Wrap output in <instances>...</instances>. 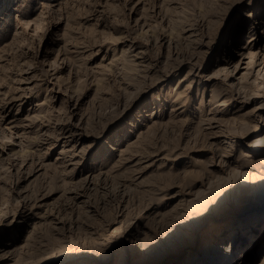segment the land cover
Here are the masks:
<instances>
[{
	"label": "rangeland",
	"instance_id": "obj_1",
	"mask_svg": "<svg viewBox=\"0 0 264 264\" xmlns=\"http://www.w3.org/2000/svg\"><path fill=\"white\" fill-rule=\"evenodd\" d=\"M263 145L264 0H0V264H218L180 226L222 258Z\"/></svg>",
	"mask_w": 264,
	"mask_h": 264
},
{
	"label": "bare ground",
	"instance_id": "obj_2",
	"mask_svg": "<svg viewBox=\"0 0 264 264\" xmlns=\"http://www.w3.org/2000/svg\"><path fill=\"white\" fill-rule=\"evenodd\" d=\"M253 39H254V37L251 40H253ZM218 106H219V108L226 109V108H228L230 106V103H228V101H226V100H221L220 103L218 104ZM226 122H228V121H226ZM69 151L70 152H74V149H70ZM75 154L77 155L78 153H74L73 156H71V158L69 160L71 162L70 164H77V163L79 164V161L76 160ZM259 155H264V145L261 148L253 149L252 150V155H250V156L251 157H256V156H259ZM230 164H231V161L229 162V160H224L223 159L222 165L229 166ZM238 167L239 168L240 167L241 168H251L252 166L249 165V164H243L242 163V165H240V166L238 165ZM242 171L240 170V172H242ZM259 172L262 173L260 175V177L264 176V171H259ZM236 174L237 175H235V176H237V177L234 180H232L231 185L241 184L243 186L244 184L242 183V180H244V179H249L250 178L249 180L251 181L252 178H253V180L255 179L254 176H256L257 178H260L259 175L252 173L250 170L244 171L243 174L239 173L243 177H238L239 176L238 171H237ZM231 176L233 177V174ZM225 180L226 179H224V182H225ZM229 180L227 181L228 183H229ZM221 181H223V180H221ZM227 182H225V183H227ZM228 183H227V185H230ZM250 184H252V183H250ZM225 186H226V184H225ZM243 187H245V189L249 190L248 192H249L250 195H256L257 196L256 198L258 199L259 210L256 211L255 214L250 215L251 217H246L248 214H242V216H244V218L242 219L243 225L240 226V227H242V230L240 229V227H235L236 229H234V231H233V234H235V236L234 237H233V235L231 236V241H230L231 245H230L229 249H227V253L222 255L223 256L222 258L219 257V255H221V250L224 247L221 246V243L215 244V239L218 240L220 238V233L222 232L221 231L222 229L220 227V226H222L221 223L223 221H227L229 219L232 221L233 219H231L230 216H227V217L226 216H220L219 214L221 212L216 207H215L216 209L213 208V210H210V208H211L210 205L214 203L215 198H212L210 200L209 199L201 200L202 202L200 201L201 204H198L199 207H198V209L194 210L195 212L189 211L188 216H189V218L192 217V220H190L187 223L182 224V226H180V228H182V229L184 228V229L188 230L189 231V236L191 237V239H192V237H196V240H198V242H200L204 238L203 234L200 235V232H201L200 230H201V228L203 230H205V226L203 224H205V222L207 220H208V222H209V220H210V222L212 221V228H213L211 230L210 234L206 236V238H208V240H206V243L203 245L202 249L200 250L202 253L199 252L198 257L197 258L194 257V258H196L198 260H201L203 258H209L213 262H216L218 264H233V263H235V259H236L237 254L240 255V260H238V262H236L235 264H250L249 262H245V260L249 256V254H251L254 259L257 258V256H258L260 251H259V249L257 247H254V244H256L257 246H260V245L264 244V233H263L264 232V189L255 188L254 190H250L251 187H249V183H246V185L243 186ZM208 207H210L209 210H206V208H208ZM193 213H195V214H193ZM191 214H193V215H191ZM198 215H199V217H198ZM213 215H214V219H213ZM255 219H256V221H254ZM246 220H248L247 223L245 222ZM236 221H238V223H239L238 219ZM239 224H241V223H239ZM244 224L245 225H251V227H250L251 228V232L256 234L254 236L252 235L251 239L248 238L250 236L249 235L250 232L244 231V233H242L243 229L245 228ZM257 224H259L260 226L257 227L258 226ZM235 225H237L236 222H235ZM214 228L216 230L215 232H214ZM239 237L240 238L242 237L244 239V241L245 240H249L250 241V244L245 246L244 250L241 253H238L237 251H235V244L237 243V240L239 239ZM196 243H197V241L195 242V240H194L193 245L196 244ZM243 243H245V242H243ZM190 244L189 245H183V246H181L180 249L177 248V246H175L172 249L174 251V253L176 254V255L173 256V259H174L173 263L179 264L181 262V261H179V259H177L178 258L177 257L178 254H180V253H178V251L181 250L182 248H183L182 249V251H183L185 248H188V247L192 246ZM182 251H181V253H182ZM167 257L168 256H166V255L163 256L160 261H164ZM192 257L193 256L190 257V260H191ZM180 258H182V257H180ZM170 262H171V260H170Z\"/></svg>",
	"mask_w": 264,
	"mask_h": 264
}]
</instances>
